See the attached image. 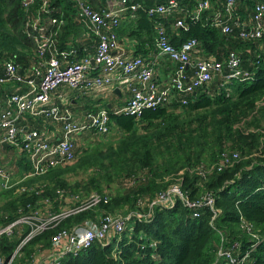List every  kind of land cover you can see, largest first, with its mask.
Returning <instances> with one entry per match:
<instances>
[{"label": "trees", "instance_id": "trees-1", "mask_svg": "<svg viewBox=\"0 0 264 264\" xmlns=\"http://www.w3.org/2000/svg\"><path fill=\"white\" fill-rule=\"evenodd\" d=\"M83 1L96 10L105 8V0ZM139 1L141 7L134 11L135 27L130 35H147L154 41L155 25L162 23L176 46L188 38L196 39L193 50L197 51L189 55L199 53L200 59L194 62L218 61L224 73H229L227 61L234 53L247 74L228 84H222L219 76L213 77L194 92H178L166 104L143 109L139 117L103 105L110 130L119 131L117 141L91 144L89 148L76 142V160L43 175L23 178L29 163L25 153L20 152L12 165L15 169L8 172V188L0 184V226L34 213L57 214L79 207L91 191L106 195L107 201L50 224L22 246L13 264L34 262L50 250L53 238L63 231L98 223L105 216L125 218L131 212L133 215L123 222V230L110 232L103 242L95 241L76 254L64 255L61 263L219 264L224 263L217 254L222 246L234 256L247 253L246 264H264V136L260 130L264 127V34L259 39L240 36L243 27L252 26L255 4L264 0H235L232 15L226 10V0H209L210 7L198 18L192 10L200 0H180L181 9L151 17L146 10L164 0ZM78 12L76 0H33L27 10L21 0H0V61H14L20 74L31 73L37 66L33 29L28 26L36 16L42 24L52 18L62 19L63 24L50 26L58 51L74 49L73 61L87 55L84 48H96L98 39L82 24ZM178 19L183 20L186 29L173 31ZM223 26L230 30L224 32ZM82 28L92 35L88 44L76 42ZM50 55L48 51L46 56ZM192 65L186 70L190 77ZM17 84L19 88L23 83ZM182 100L186 103L181 104ZM258 101L262 105L256 109ZM91 131L95 134L90 136L92 141L110 139L109 132L102 135ZM1 148V154L10 150ZM206 151L209 162L219 161L223 152L230 159L234 153L238 158L220 170H209L202 164L208 162ZM192 165L203 173L195 169L190 172ZM183 167L187 168L179 182L184 195L190 201L210 197L212 208L186 207L177 195L167 206H151L160 193L179 183L171 180L170 174ZM78 170L91 173L86 180L70 183L67 174ZM113 182L114 189L110 188ZM194 212L199 215L193 216ZM28 231V225L19 224L11 236H1L0 256L7 259Z\"/></svg>", "mask_w": 264, "mask_h": 264}, {"label": "built area", "instance_id": "built-area-1", "mask_svg": "<svg viewBox=\"0 0 264 264\" xmlns=\"http://www.w3.org/2000/svg\"><path fill=\"white\" fill-rule=\"evenodd\" d=\"M179 2L180 0H164V3L150 6L146 13L150 17L156 14H168L181 9ZM21 3L23 8L27 10L33 0H21ZM76 3L80 21L98 39L93 56L85 55L73 61L72 59L75 58L74 49L58 51L55 46L56 41L53 39L54 33L50 31V26L63 24L62 19L52 18L42 24L41 18L36 16L28 22V26L33 29L31 37L35 43V51L38 56L37 66L32 68L31 73L27 71L20 74L19 66L14 61H0L3 69L0 84L14 81L25 83L29 87L26 92L15 91L8 95L4 105L0 108V130L4 131L0 144H8L19 153H25L29 170L24 173L23 178L43 175L56 166L73 163L76 160V135L91 130L105 135L110 131L109 115L104 108L89 112L85 120L77 121L67 107L49 104L50 92L61 85H66L72 89L91 90L115 83L118 88L130 92L127 103L118 108L116 112H124L139 117L143 109L166 104L175 99V94L178 92H194L197 88L210 83L213 77L219 76L222 78V84H228L232 79H238L247 74L243 73L239 66L240 59L238 56L231 53L227 61L230 67L229 73H224L222 63L211 59H201L193 62V75L188 76L186 70L191 63L189 54L196 47L197 41L195 38H188L180 42L179 45H174L170 42L167 29L162 23L155 25V58L150 60L139 55L128 57L120 50L117 28L121 15L124 13L133 15L134 11L141 7V2L139 0H105V8L101 10L94 9L83 0H76ZM234 3L235 0H226V10L230 15L235 12ZM209 7V0H200L192 13L198 18ZM235 23L236 25L239 24L237 20ZM173 27L186 29L182 19H178ZM229 30V26H223L224 32ZM263 34L264 3H256L252 26L243 27L240 36L244 39H259ZM48 51L51 53L49 57L46 56ZM158 56H163L175 64L167 85L164 87H160L153 76V69ZM35 78H38L39 81L36 82ZM185 103L186 100L181 101V104ZM25 113L43 115L54 122H60L59 136L49 141L38 130H27L21 127L19 119ZM237 158L236 153L232 154L230 159L228 153L223 152L214 167L220 170L231 165ZM2 159L3 156L0 153V184L9 181V174L3 168ZM194 169L203 173L201 168ZM181 189L180 182L171 185L151 202V206H167L174 201V196L177 195L186 207L196 208L204 205L212 208V198L204 197L197 201H190ZM100 201L106 202V195L91 192L81 200L79 207L57 214L40 216L34 213L30 217H24L14 223L0 226V237L11 236L16 225L25 224L29 226V231L23 234V238L13 253L7 259L0 256V264H13L22 246L50 224ZM132 215L131 212L125 218L105 216L98 223L89 222L74 228L71 232L63 231L53 238L48 252L35 258L34 262L29 264H62L64 255L76 254L79 250L90 247L95 241L103 242L108 238L110 232L123 230L124 220ZM135 215L140 217V214L136 213ZM198 215V212L193 213L195 217ZM217 254L219 258L224 260V263L219 264H246L248 256L247 253L241 257L234 256L231 250L224 249L222 246L219 247Z\"/></svg>", "mask_w": 264, "mask_h": 264}, {"label": "crops", "instance_id": "crops-1", "mask_svg": "<svg viewBox=\"0 0 264 264\" xmlns=\"http://www.w3.org/2000/svg\"><path fill=\"white\" fill-rule=\"evenodd\" d=\"M135 18V14L131 15L126 13L122 14L120 17V24L117 28L119 29L117 33L120 50H122L128 57L139 54L151 60V58H155L156 54L155 40L152 41L150 38L151 36L144 35V33H142L144 37L130 35L133 28L135 27ZM172 30L174 31L175 28H172ZM91 36L92 35L89 32L82 28V31L76 37V42L88 44L90 42L89 38H91ZM89 47H93V45H90ZM95 49L96 48H84V52L88 56H93ZM196 51L197 50H193V52ZM199 57V53H193L192 56H190V62L193 63L196 59H200ZM173 70V62L169 61L163 56H158L156 58V65L153 69L154 80L157 81L160 87L166 86ZM0 73L3 75V69L1 65ZM19 89H21L22 92H26L29 87L23 83L22 87L20 86L18 88L17 82L14 81L0 84V108L4 105L5 99L8 95H10L9 93L18 91ZM129 95L130 93L128 90L118 88L115 83L111 84L110 86H104L99 89L91 90H78L72 89L66 85H61L57 89L50 92L49 104H58L60 106L67 107L70 111L72 110L71 113L75 120L83 121L89 112L94 111L96 108H103V105H107L113 110L124 106L128 101ZM19 125L25 129L28 127L30 129L33 128L38 130L41 135L47 138L49 141L57 138L61 131L60 122H54L48 118H45L43 115H32L30 113H25L20 117ZM3 135L4 131L0 130V142H2ZM88 136L94 137L95 134L92 133V131H85L76 135L75 139L77 144L80 139L83 140ZM1 146L3 149H10L6 152H3L2 155L3 159L9 157V160H7L8 165L10 163L13 164L15 158H17L20 153L8 144H0V147ZM3 159L2 165L6 171ZM14 169L15 167H13V170Z\"/></svg>", "mask_w": 264, "mask_h": 264}, {"label": "rangeland", "instance_id": "rangeland-1", "mask_svg": "<svg viewBox=\"0 0 264 264\" xmlns=\"http://www.w3.org/2000/svg\"><path fill=\"white\" fill-rule=\"evenodd\" d=\"M262 105V101H258L257 102V105H256V109H258L260 106ZM255 114H257V113H255ZM261 127H263V126H261ZM261 130V133H262V135L264 136V127L262 128V129H260ZM120 135H119V131L117 132V130H115V129H113V130H110L109 131V134H107V138H110L108 141H102V138H100V139H97V140H95V141H92V139L90 138V136H88V137H86L85 139H80L79 141H78V143H79V145L80 146H85V147H90V145L92 144V146L94 145H96V143L97 144H102L103 142L105 143V142H109V141H111V142H116L117 141V139H118V137H119ZM93 143H95V144H93ZM78 145V146H79ZM93 148V147H92ZM205 155H206V157H207V159H208V162H202V164L205 166L204 168L205 169H212L214 166H215V164L218 162V160H214L213 162H209V152H205ZM7 160H9V157L8 158H5L4 159V167H5V169H6V171L8 172V171H12L13 170V164H9L8 165V163H7ZM187 167H183V168H181V169H179V170H177L176 171V173H174V174H170L171 176H170V179L171 180H173L174 182H176V181H180L181 180V178H182V173H183V171L186 169ZM189 171L190 172H192L193 170H194V165H192L191 167H189ZM14 172H12V174H13ZM91 172H89V171H81V170H78L77 172H70V173H68L67 174V176H66V178H67V180L70 182V183H74V182H76V181H83V180H86L87 179V177H89V174H90ZM13 176H15V173H14V175ZM10 184V180L7 182V183H3L2 182V187L3 188H8V185ZM112 185H111V187L110 188H112V189H114L115 188V184H114V182L113 183H111ZM91 192H93V191H91ZM106 191H104V193H105Z\"/></svg>", "mask_w": 264, "mask_h": 264}, {"label": "water", "instance_id": "water-1", "mask_svg": "<svg viewBox=\"0 0 264 264\" xmlns=\"http://www.w3.org/2000/svg\"><path fill=\"white\" fill-rule=\"evenodd\" d=\"M92 63H93V60H92ZM5 143H2V145H4Z\"/></svg>", "mask_w": 264, "mask_h": 264}]
</instances>
